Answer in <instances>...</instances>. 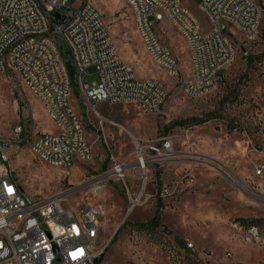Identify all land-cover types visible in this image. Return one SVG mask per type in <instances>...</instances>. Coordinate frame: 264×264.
<instances>
[{
    "label": "rangeland",
    "instance_id": "374dc122",
    "mask_svg": "<svg viewBox=\"0 0 264 264\" xmlns=\"http://www.w3.org/2000/svg\"><path fill=\"white\" fill-rule=\"evenodd\" d=\"M89 1L136 78L165 84L163 112L149 116L136 104L106 103L97 107V114L73 88L71 104L83 122L91 158L58 168L37 160L28 147L15 146L7 154L23 191L31 199L62 197L64 206L77 212L87 206L99 209L97 248L104 249L100 264H264V245L248 242L245 227L236 223L262 220L264 226V179L256 174L258 167L264 169V17L255 39L233 29L236 53L221 84L196 98L175 88L176 79L149 56L127 0ZM185 4L208 28L196 5ZM156 31L183 71L190 73L185 39L168 21ZM58 42L63 46L60 38ZM83 80L90 85L96 77L86 75ZM29 120L39 132H58L22 79L0 75V137L11 139L14 128ZM177 121L186 124L165 131ZM165 139L172 140L173 160L138 168L137 145H161ZM113 159L126 166L125 179L106 178ZM97 181L103 183L95 193ZM139 196L142 204L128 215L131 199ZM159 197L162 226L144 227L154 217Z\"/></svg>",
    "mask_w": 264,
    "mask_h": 264
},
{
    "label": "built area",
    "instance_id": "2783aa9c",
    "mask_svg": "<svg viewBox=\"0 0 264 264\" xmlns=\"http://www.w3.org/2000/svg\"><path fill=\"white\" fill-rule=\"evenodd\" d=\"M185 1L193 2L205 15L208 28ZM127 2L149 56L176 79L175 88L196 98L221 84L236 53L233 29L255 39L264 17V0ZM56 13L64 20L59 22ZM164 21L185 39L191 56L190 73L183 71L172 49L158 37L156 28ZM58 38L63 42L61 47ZM67 61L74 69L81 97L95 112L106 103L136 104L149 116L163 112L168 96L165 84L154 78H136L119 56L102 15L89 0H0V75L22 79L58 129L55 134L39 132L29 120L14 128L11 139L0 137V264H97L104 252L97 248L99 209H67L59 196L31 199L15 178L7 154L15 146L28 147L37 160L58 168L91 158L83 122L70 100L73 84ZM86 75L96 80L85 84ZM137 150V166L147 168L170 162L175 155L171 139L161 145L138 144ZM147 153L152 156L147 157ZM113 161L106 178L125 179L126 166ZM256 174L264 179L262 167ZM102 183L97 181L94 189H101ZM143 184L147 185L146 178ZM141 204V196L131 199L127 214ZM245 229L248 242L264 245V226Z\"/></svg>",
    "mask_w": 264,
    "mask_h": 264
},
{
    "label": "trees",
    "instance_id": "16d2710c",
    "mask_svg": "<svg viewBox=\"0 0 264 264\" xmlns=\"http://www.w3.org/2000/svg\"><path fill=\"white\" fill-rule=\"evenodd\" d=\"M263 37H264V31H263ZM67 63H68V67H69V73H70V76H71V79H72L73 88L78 90V87L75 84V72H74V69L70 65L69 61H67ZM185 124H186L185 121L172 122L165 128V131L166 132H170L171 130H173L176 127H184ZM162 208H163L162 199L159 197L158 203H157V211H156L154 217L152 219H150L149 222L145 223L143 226L151 228V229H156V228L161 227L162 226V222H161V220H162ZM262 222H263L262 220L239 219L236 223H239L243 227H248V226H251V225H259V226H261L263 224ZM118 234H119V232L113 238L112 245L116 243V241L118 239ZM186 248H188V247H186ZM100 262H101V259H98L97 260V264H100Z\"/></svg>",
    "mask_w": 264,
    "mask_h": 264
},
{
    "label": "water",
    "instance_id": "95a60500",
    "mask_svg": "<svg viewBox=\"0 0 264 264\" xmlns=\"http://www.w3.org/2000/svg\"><path fill=\"white\" fill-rule=\"evenodd\" d=\"M55 18H56L59 22H61V21L64 20V16H62L60 13H56V14H55Z\"/></svg>",
    "mask_w": 264,
    "mask_h": 264
},
{
    "label": "bare ground",
    "instance_id": "6f19581e",
    "mask_svg": "<svg viewBox=\"0 0 264 264\" xmlns=\"http://www.w3.org/2000/svg\"><path fill=\"white\" fill-rule=\"evenodd\" d=\"M139 167H140V169H143V168H147V166L146 165H144V167L142 166H140V165H138ZM138 167V168H139ZM145 170V169H144ZM143 178L145 179V177L143 176ZM95 190V192L97 193L99 190H100V188H98L97 190L96 189H94Z\"/></svg>",
    "mask_w": 264,
    "mask_h": 264
}]
</instances>
